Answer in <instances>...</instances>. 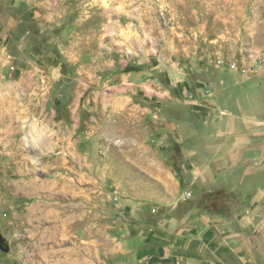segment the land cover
Wrapping results in <instances>:
<instances>
[{
  "label": "rangeland",
  "instance_id": "rangeland-1",
  "mask_svg": "<svg viewBox=\"0 0 264 264\" xmlns=\"http://www.w3.org/2000/svg\"><path fill=\"white\" fill-rule=\"evenodd\" d=\"M198 215L264 264V0H0V264H198Z\"/></svg>",
  "mask_w": 264,
  "mask_h": 264
},
{
  "label": "crops",
  "instance_id": "crops-1",
  "mask_svg": "<svg viewBox=\"0 0 264 264\" xmlns=\"http://www.w3.org/2000/svg\"><path fill=\"white\" fill-rule=\"evenodd\" d=\"M193 221L174 219L169 229L163 224V237H158L162 244L157 254L196 256L202 260L198 264H246L241 232L233 230L228 223L209 220L203 215ZM240 223L245 226L243 220Z\"/></svg>",
  "mask_w": 264,
  "mask_h": 264
}]
</instances>
